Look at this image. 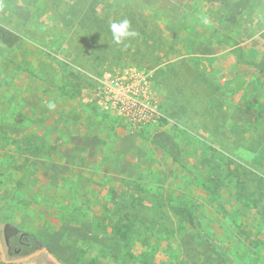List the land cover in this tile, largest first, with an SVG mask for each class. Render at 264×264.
<instances>
[{"label": "rangeland", "instance_id": "374dc122", "mask_svg": "<svg viewBox=\"0 0 264 264\" xmlns=\"http://www.w3.org/2000/svg\"><path fill=\"white\" fill-rule=\"evenodd\" d=\"M222 2L0 0L20 37L0 43V264H227L191 208L235 262L264 264V0ZM127 67L154 72L163 126L133 134L94 103ZM11 229L37 249L7 251Z\"/></svg>", "mask_w": 264, "mask_h": 264}, {"label": "built area", "instance_id": "2783aa9c", "mask_svg": "<svg viewBox=\"0 0 264 264\" xmlns=\"http://www.w3.org/2000/svg\"><path fill=\"white\" fill-rule=\"evenodd\" d=\"M93 100L133 134L158 126L165 118L151 69L127 67L105 73L94 87Z\"/></svg>", "mask_w": 264, "mask_h": 264}, {"label": "trees", "instance_id": "16d2710c", "mask_svg": "<svg viewBox=\"0 0 264 264\" xmlns=\"http://www.w3.org/2000/svg\"><path fill=\"white\" fill-rule=\"evenodd\" d=\"M223 1L222 3L227 6L228 10L233 12L234 11H240V9L245 5L246 0H239L236 1L234 3L230 2L229 0H221ZM234 17L233 14H231V18ZM20 37L19 35H17L15 32L11 31L10 29L6 28L3 25H0V43L6 47V48H13L14 46H16V44L19 42ZM166 123V119L163 118L160 126H163ZM237 167V166H236ZM238 168V167H237ZM248 169V168H247ZM237 169L234 170V172ZM233 172V173H234ZM252 172V171H251ZM255 174V172L253 173ZM240 185H244L243 182L239 183ZM237 188V187H236ZM220 201V200H219ZM221 202V201H220ZM222 205V204H221ZM196 209L194 208V210L191 208L189 211L185 212L184 218L186 220V223L189 225L190 228H192V230L203 240V242L205 244H207L210 247L215 248L220 257L227 263V264H240V262H235V259L233 258L234 256H232V254L229 253V248H227L226 242L227 240H229L231 237L230 234L227 237V234L224 235H217L216 232L214 231V229L210 228L209 226H207L206 224H204L203 220L204 217L202 214H200V212H196ZM125 217L127 220V226L126 228L124 227L123 230H121L120 233H122L123 235L126 233H129L130 230L132 229L133 225H134V213H125ZM102 222H108L109 219L103 215L102 217ZM109 223V222H108ZM120 229V228H119ZM119 229H117V224H115V226H112L111 230V235H116L114 233L115 230L119 233ZM224 231V230H223ZM229 233V232H227ZM107 233L104 232L103 235H106ZM247 235L248 237L250 236V232L246 231L240 227H237V233L236 232H232V235ZM38 242H36V240H34V244L31 248V250L29 252H33L34 250L37 249V245Z\"/></svg>", "mask_w": 264, "mask_h": 264}, {"label": "flooded vegetation", "instance_id": "af4514ba", "mask_svg": "<svg viewBox=\"0 0 264 264\" xmlns=\"http://www.w3.org/2000/svg\"><path fill=\"white\" fill-rule=\"evenodd\" d=\"M33 244L34 240L31 236L22 232L10 235L4 243V248L7 251L12 250L16 255H21L29 253Z\"/></svg>", "mask_w": 264, "mask_h": 264}, {"label": "clouds", "instance_id": "9594fccd", "mask_svg": "<svg viewBox=\"0 0 264 264\" xmlns=\"http://www.w3.org/2000/svg\"><path fill=\"white\" fill-rule=\"evenodd\" d=\"M113 40L115 43L120 44L130 36L136 35L135 32L129 31V22L127 20L122 21L120 24H112ZM54 107V105H49Z\"/></svg>", "mask_w": 264, "mask_h": 264}, {"label": "water", "instance_id": "95a60500", "mask_svg": "<svg viewBox=\"0 0 264 264\" xmlns=\"http://www.w3.org/2000/svg\"><path fill=\"white\" fill-rule=\"evenodd\" d=\"M10 233H11L10 235L13 234V229L10 230ZM10 235H9V236H10ZM22 235H23V234H22ZM9 236H8V237H9ZM0 248H1V244H0ZM30 257H32V256H29V257H27L26 259H29Z\"/></svg>", "mask_w": 264, "mask_h": 264}]
</instances>
